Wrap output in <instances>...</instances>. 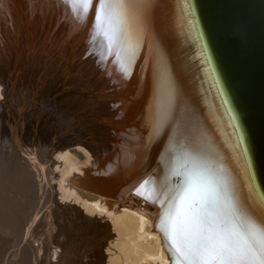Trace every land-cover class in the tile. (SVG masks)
Masks as SVG:
<instances>
[{
	"label": "bare ground",
	"instance_id": "bare-ground-1",
	"mask_svg": "<svg viewBox=\"0 0 264 264\" xmlns=\"http://www.w3.org/2000/svg\"><path fill=\"white\" fill-rule=\"evenodd\" d=\"M0 28V183L33 191L45 212L22 252L64 262L49 245L67 243L72 220L99 264H183L201 242L208 256L226 244L254 254L264 207L181 0H0ZM54 221L62 230L33 246Z\"/></svg>",
	"mask_w": 264,
	"mask_h": 264
},
{
	"label": "water",
	"instance_id": "water-1",
	"mask_svg": "<svg viewBox=\"0 0 264 264\" xmlns=\"http://www.w3.org/2000/svg\"><path fill=\"white\" fill-rule=\"evenodd\" d=\"M181 5L264 207V0H181Z\"/></svg>",
	"mask_w": 264,
	"mask_h": 264
},
{
	"label": "rangeland",
	"instance_id": "rangeland-1",
	"mask_svg": "<svg viewBox=\"0 0 264 264\" xmlns=\"http://www.w3.org/2000/svg\"><path fill=\"white\" fill-rule=\"evenodd\" d=\"M5 15L10 20H13V17L10 16L7 11H5ZM21 16H24V15L22 14ZM6 23H7L8 27L11 26L10 22L6 21ZM1 30H0V35H2V34L3 35L0 36V39H2L3 41L2 40L0 41V49H4V48L6 49L9 46L8 45L9 42L7 40L8 36L4 32V30H2V31ZM27 30L28 29L26 27H24L22 30V34H23L24 38H25V36H26V38H30V36H29L30 31L29 30L27 31ZM27 34H28V36H27ZM41 71H44V70H41ZM38 79L40 80V77ZM39 82H41V80ZM134 102L137 103V101H134ZM140 104H141L140 105L141 108H139L140 112L138 114L135 112L136 113L135 116H139V115L141 116V112L143 111L142 109H143V106L145 105V102L143 103L140 101ZM105 106H107V105L105 104ZM134 117L131 116L130 118L132 119ZM112 121H113V123H115L117 120H112ZM2 164H4V163H0V168H1ZM1 181L3 182V184L0 183V211H1L0 212V264H38V263H36V260H37L36 256L38 257L37 253H39V249L36 250L34 255H31L28 251H25V250H24V252H22L20 239L23 236H26L28 234L30 226L32 225V223L35 220H41V218H44L45 212H44V214L42 213V215H41L40 212H38V209L40 208L38 206L39 204H37L38 207L35 206L36 205L35 202L40 203V202H38V201H40V199H38L37 195L36 194L34 195L33 194L34 192L31 190H27V191L23 190L17 194L15 192L16 187L13 184L14 179L11 180L9 176L7 178V175L5 177H2ZM7 181H8V184H7L8 186L6 188L5 182L7 183ZM21 192H24L25 194H23ZM31 192H33V193H31ZM67 221L65 220L66 223L64 222L62 225L63 227L61 226L63 231H60V230H62L60 228H59L60 230L58 229L56 221H54L51 226L43 227L42 230H40L34 236L33 239H36V241L34 240L32 242V245L33 244H34L33 246H35V244L40 245L41 239L46 237V233H48V232L54 233L56 231H58V232L60 231L62 234L67 236V238L69 239L67 241V243H69V244H67L65 242L64 244L61 245V244H58L55 242H51V244L49 245L50 246V252L53 249H57V250L65 249V250H63V252L65 251L66 254L69 252L68 255H66V257H69V258H65L64 262L62 259H59L60 262L58 260H57V262L51 261L50 264H88V263L89 264H91V263L92 264H99V261L96 257H92V260H90L91 258L89 256H88L89 259L87 257V255L89 253L88 249H90L92 247V245L94 244V242L96 240L94 237H92L93 235L90 234L91 232L89 230H87V231L83 230L82 228L79 229L76 226L75 221H72V220L71 221L67 220ZM76 230H77V232H76ZM81 230H83L85 232H90V233L89 234L84 233ZM5 236L12 237L11 242H8V243H6V241L4 242L3 238ZM70 236H72L73 238L71 237V239H70ZM88 237H90V238H88ZM66 244H67V246H66ZM103 251H104V249H103ZM61 253L62 252H60V254ZM49 258H50V260H52L53 256L50 254ZM93 259H95V260H93ZM66 260H67V262H66ZM40 264H46V263H40ZM100 264H105V261H104V263H100Z\"/></svg>",
	"mask_w": 264,
	"mask_h": 264
},
{
	"label": "snow or ice",
	"instance_id": "snow-or-ice-1",
	"mask_svg": "<svg viewBox=\"0 0 264 264\" xmlns=\"http://www.w3.org/2000/svg\"><path fill=\"white\" fill-rule=\"evenodd\" d=\"M81 4H89L91 0H77ZM106 7L113 4H119L122 7H127L128 0H102ZM207 244L204 242L194 244L189 249V259L183 264H264V240L259 245H251L250 250L253 255H236L231 245H224L215 251L214 255L208 256L204 254Z\"/></svg>",
	"mask_w": 264,
	"mask_h": 264
}]
</instances>
